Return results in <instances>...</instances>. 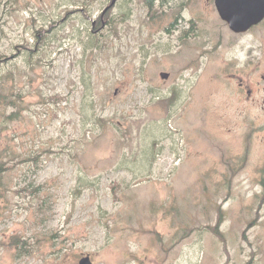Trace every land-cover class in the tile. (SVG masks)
<instances>
[{
    "label": "rangeland",
    "instance_id": "rangeland-1",
    "mask_svg": "<svg viewBox=\"0 0 264 264\" xmlns=\"http://www.w3.org/2000/svg\"><path fill=\"white\" fill-rule=\"evenodd\" d=\"M111 2L0 0V264H264V94L206 54L214 0Z\"/></svg>",
    "mask_w": 264,
    "mask_h": 264
},
{
    "label": "flooded vegetation",
    "instance_id": "flooded-vegetation-1",
    "mask_svg": "<svg viewBox=\"0 0 264 264\" xmlns=\"http://www.w3.org/2000/svg\"><path fill=\"white\" fill-rule=\"evenodd\" d=\"M216 12L219 16L217 22L221 25V38H216L211 49L205 50L206 54H216L220 58L219 67L226 83L231 80L237 90L249 99L253 98L255 92L264 94V17L259 23L237 32L220 17L217 9Z\"/></svg>",
    "mask_w": 264,
    "mask_h": 264
},
{
    "label": "water",
    "instance_id": "water-1",
    "mask_svg": "<svg viewBox=\"0 0 264 264\" xmlns=\"http://www.w3.org/2000/svg\"><path fill=\"white\" fill-rule=\"evenodd\" d=\"M112 0L111 3H114ZM215 6L220 17L234 31L248 29L259 23L264 17V0H215ZM161 77L168 78L169 74L161 72ZM78 264H93L89 254L81 256Z\"/></svg>",
    "mask_w": 264,
    "mask_h": 264
},
{
    "label": "trees",
    "instance_id": "trees-1",
    "mask_svg": "<svg viewBox=\"0 0 264 264\" xmlns=\"http://www.w3.org/2000/svg\"><path fill=\"white\" fill-rule=\"evenodd\" d=\"M150 0H147V3H149L150 5L152 4L151 2H149ZM37 36V35H36ZM38 37V36H37ZM6 160H4V158H1L0 156V187L2 185V182H1V175L5 172V170L8 168V166L6 165ZM21 242H25V241H21ZM18 243V242H17ZM15 246H18L17 244H14Z\"/></svg>",
    "mask_w": 264,
    "mask_h": 264
}]
</instances>
